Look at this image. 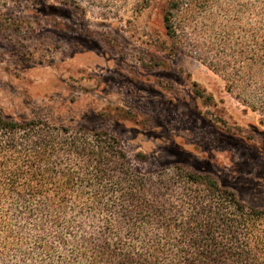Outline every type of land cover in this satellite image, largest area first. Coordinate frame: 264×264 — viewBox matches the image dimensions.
I'll return each mask as SVG.
<instances>
[{
    "label": "trees",
    "instance_id": "1",
    "mask_svg": "<svg viewBox=\"0 0 264 264\" xmlns=\"http://www.w3.org/2000/svg\"><path fill=\"white\" fill-rule=\"evenodd\" d=\"M156 10L161 50L221 74L264 120V0H108ZM105 129L0 109V264H264V204L209 171L158 170Z\"/></svg>",
    "mask_w": 264,
    "mask_h": 264
},
{
    "label": "rangeland",
    "instance_id": "2",
    "mask_svg": "<svg viewBox=\"0 0 264 264\" xmlns=\"http://www.w3.org/2000/svg\"><path fill=\"white\" fill-rule=\"evenodd\" d=\"M100 1L0 0V109L108 130L146 169L213 172L264 204L263 116L202 61L161 50L156 10Z\"/></svg>",
    "mask_w": 264,
    "mask_h": 264
}]
</instances>
